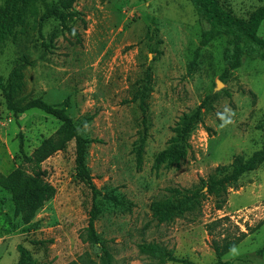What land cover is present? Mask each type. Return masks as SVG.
Returning a JSON list of instances; mask_svg holds the SVG:
<instances>
[{"label": "rangeland", "instance_id": "374dc122", "mask_svg": "<svg viewBox=\"0 0 264 264\" xmlns=\"http://www.w3.org/2000/svg\"><path fill=\"white\" fill-rule=\"evenodd\" d=\"M56 1L37 0L23 32L0 41V76L7 79L24 65L20 97H41L51 104L68 99L67 113L80 133L97 139L88 146L86 162L102 194L95 227L111 260L104 258L100 244L82 236L92 194L76 174L72 140L41 165L56 193L37 211V229L14 216L10 194L0 188V264H17L19 245L39 264H157L140 252V245L149 243L188 262L211 264L217 260L213 241L242 232L246 236L222 260L264 264V162L229 187L222 208L208 195L200 213L167 223H158L150 209L152 201L170 194L169 188H199L217 166L229 168L264 146V58L249 52L221 79L227 38L214 39L195 56L208 24L189 0H77L73 9L81 16L67 25L78 37L55 19L39 25L46 5ZM220 2L241 18L264 4ZM257 34L264 40V20ZM148 66L152 81L144 122L133 95ZM198 107L202 119L191 132L186 158L179 167L155 168L182 115ZM59 125L38 109L14 114L0 90V172H30L19 152L20 136L29 154ZM145 127L138 167L134 147ZM106 193L130 207L113 204L103 197Z\"/></svg>", "mask_w": 264, "mask_h": 264}, {"label": "trees", "instance_id": "16d2710c", "mask_svg": "<svg viewBox=\"0 0 264 264\" xmlns=\"http://www.w3.org/2000/svg\"><path fill=\"white\" fill-rule=\"evenodd\" d=\"M36 1L5 0L4 5L0 8V41H4L9 37L17 38L19 32H23L29 20L30 7ZM76 1L57 0L47 4L45 11L38 20L39 25L49 19H55L60 21L63 29H67L71 35L78 37L76 30L69 28L67 25L68 20L81 16L78 11L73 9V4ZM189 1L194 4L208 24V28L201 34L195 56H197L202 47L207 46L214 39L221 36L227 38V47L223 53L226 67L221 79H226L231 70L238 68L242 63L243 56L249 52L264 58V40L259 38L257 34L258 28L264 20V4L253 10L247 18H241L227 10L220 0ZM78 41L80 40L78 39ZM262 48L263 51L261 50ZM23 66H16L7 79L0 76V90L5 99L7 109L16 115L30 109H38L55 117L60 121V125L53 134L44 138L29 154L25 151L23 139L20 136L19 152L30 172L21 168H17L8 174L0 172V188L10 194L9 200L13 205L14 216L19 217L24 223L28 224L30 229H37L39 221H33L37 211L46 202L50 201L56 193L55 187L43 178L41 165L56 152L65 150L68 143L74 140L76 174L88 186L92 194L89 220L82 236L84 240L92 244H100L104 258L110 261L111 255L107 247L101 244L95 227V222L101 213L99 197L102 194L93 182V176L86 162L88 146L90 143L97 141V139H88L80 133L79 127L67 113L69 107L68 99L61 104H51L41 97L31 99L20 97L23 89L21 73ZM151 81V67L148 66L145 69V75L141 83L133 95V99L138 101L144 122L148 107L147 100L151 93ZM201 119L200 107L191 114L185 113L182 115L180 121L173 128L174 135L170 138L168 146L156 157L155 168L180 166V163L186 158L191 149L189 143L191 132ZM146 131L145 127L142 137H140L134 147L138 167L141 166L142 162ZM263 162L264 146L255 151L247 160L234 161L229 168L217 166L214 174L207 179L200 180L201 186L199 188H169V195L151 202L152 216L158 223H167L187 214L200 213L202 201L208 195L216 199L218 208H222L227 201L229 187H235L242 175L255 170ZM103 197L115 205L130 207L117 196L106 193ZM245 236L246 233L242 232L233 239L224 237L221 242L214 240L212 246L217 260L211 264H229V261H223L222 257L235 248ZM17 250L19 252L17 264H39L32 258L30 251L26 247L19 245ZM140 252L149 255L150 258L156 260L157 264H165L167 262L194 264L183 258L176 257L172 251L159 244H142L140 245Z\"/></svg>", "mask_w": 264, "mask_h": 264}]
</instances>
